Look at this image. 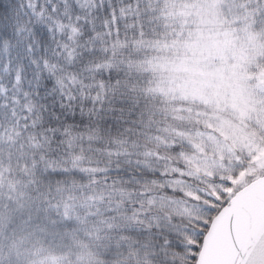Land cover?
Wrapping results in <instances>:
<instances>
[{
    "label": "snow or ice",
    "instance_id": "snow-or-ice-1",
    "mask_svg": "<svg viewBox=\"0 0 264 264\" xmlns=\"http://www.w3.org/2000/svg\"><path fill=\"white\" fill-rule=\"evenodd\" d=\"M0 264H264V0H0Z\"/></svg>",
    "mask_w": 264,
    "mask_h": 264
}]
</instances>
